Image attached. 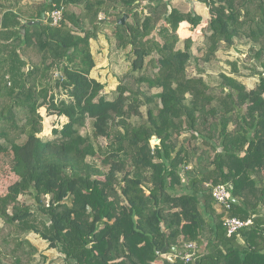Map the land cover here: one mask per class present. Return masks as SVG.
I'll return each instance as SVG.
<instances>
[{"label": "trees", "instance_id": "trees-1", "mask_svg": "<svg viewBox=\"0 0 264 264\" xmlns=\"http://www.w3.org/2000/svg\"><path fill=\"white\" fill-rule=\"evenodd\" d=\"M188 1L210 15L200 56L176 30L202 16L171 0H0V154L11 152L17 177L0 196L1 263L33 264V233L70 264H184L176 250L188 241L199 247L194 264H264V0ZM41 12L46 21L26 24ZM107 17L131 54L112 96L90 76V42ZM242 39L260 59L254 87L224 72L214 85L201 69L188 76L191 60L209 63ZM40 107L66 118L52 139L39 136ZM219 183L231 186L228 210L208 186ZM225 216L252 224L228 236Z\"/></svg>", "mask_w": 264, "mask_h": 264}, {"label": "rangeland", "instance_id": "rangeland-1", "mask_svg": "<svg viewBox=\"0 0 264 264\" xmlns=\"http://www.w3.org/2000/svg\"><path fill=\"white\" fill-rule=\"evenodd\" d=\"M190 2L191 4L189 5ZM172 5L179 7L182 10L193 11L198 13L195 9L194 2L188 0H171ZM32 4V3H31ZM72 8L78 12L79 7ZM205 17V20L201 21V23L191 30L192 38L194 39V43L191 47L193 54L196 56H200L202 51L198 50V46L201 45L203 39V28L206 26L210 15L207 10L200 11ZM199 12V13H200ZM102 14V13H101ZM47 17V14H46ZM128 17H126L127 19ZM48 20V18H47ZM46 21V20H43ZM41 23V22H40ZM166 25L169 27V23ZM170 28V27H169ZM186 31L183 34H187V30H190L187 26L184 28ZM180 33V32H179ZM115 35L113 34L111 18L107 17L106 22L102 24L101 29L97 32V37L92 39L91 44V52L95 57L96 65L91 70L90 76L104 83L105 87L102 92L108 93L110 96V92L115 90L121 78L125 76L126 73L130 70V46L121 49L116 47L115 44ZM182 42L178 43V47H182ZM216 58L213 59L209 63H204L200 60H191L187 65V74L188 76H195L200 73L199 69L202 70L201 75L203 78L209 83L214 85L219 78V74L224 72L227 75L235 77L237 80L241 81L247 89L254 87L258 83V76L253 75L252 72L255 69H261L259 64L260 59H256L251 54V43L242 39L235 41L233 46L230 48H226L224 44H220V47L216 53ZM264 61V56L261 58ZM232 63H236L238 73L233 72ZM29 68V66H28ZM60 75V74H58ZM159 90V89H158ZM153 92L157 91L156 89L152 90ZM112 96V95H111ZM38 112L42 116V131L39 136L44 137L46 139L54 138V134L52 133L53 128H60L61 125L66 121L64 116H57L55 114L49 115L46 111L45 107H40ZM142 117L134 118L135 121L140 122L144 119L145 116V106L141 107ZM84 130L90 132V126L87 122ZM158 137L153 136L150 139V144L153 146L159 143L156 139ZM97 142L101 149H104L106 144L108 143L107 138L99 137ZM102 154L97 155L95 158V163L101 167L100 158ZM11 152H7L4 154H0V196L4 195L7 192V187L12 184L17 177L11 172ZM22 201L25 203H31L32 200L27 196L23 195L20 197ZM3 221L0 218V226ZM30 242L37 247V252L35 255V260L33 264H70L69 261H66L64 255L54 248H49L48 244L45 240L40 238L36 234H29L28 236ZM165 257H169V255H165ZM162 260H159L157 263L160 264ZM0 264H9V263H1Z\"/></svg>", "mask_w": 264, "mask_h": 264}, {"label": "built area", "instance_id": "built-area-1", "mask_svg": "<svg viewBox=\"0 0 264 264\" xmlns=\"http://www.w3.org/2000/svg\"><path fill=\"white\" fill-rule=\"evenodd\" d=\"M47 17L50 24H58L62 19V9H52L47 13ZM208 186L210 187L211 195L218 207L224 210H228L231 207V203L233 200L230 194V184L219 183L216 185L208 184ZM251 224V218L242 220L234 216H225L223 219V225L228 236L235 234L239 235V230L241 228ZM176 256H178L184 264H194L197 257L199 256V247L194 241L184 242L180 245L179 249L176 250Z\"/></svg>", "mask_w": 264, "mask_h": 264}, {"label": "crops", "instance_id": "crops-1", "mask_svg": "<svg viewBox=\"0 0 264 264\" xmlns=\"http://www.w3.org/2000/svg\"><path fill=\"white\" fill-rule=\"evenodd\" d=\"M42 0H23V3H40ZM189 3V5L191 4L190 2H188ZM194 4V6H195V9L198 11V14H203V13H201L200 11H202L203 9L204 10H207L208 11V8L203 4V3H199V2H194L193 3ZM200 12V13H199ZM202 16V20L201 21H203V20H205V17L203 16V15H201ZM99 17H104L103 16V14H100L99 15ZM209 18V17H208ZM181 23H185V26H187L188 28H189V24L188 23H186V22H181ZM180 23V24H181ZM180 24H179V27H178V29L176 30V32L178 33V35L183 39L184 37H187V36H189L192 32H191V30H187V34H181V33H179V30H180ZM169 27H170V24H169Z\"/></svg>", "mask_w": 264, "mask_h": 264}, {"label": "water", "instance_id": "water-1", "mask_svg": "<svg viewBox=\"0 0 264 264\" xmlns=\"http://www.w3.org/2000/svg\"><path fill=\"white\" fill-rule=\"evenodd\" d=\"M127 15L123 14L120 19L118 20V23L122 24L124 22V20L126 19ZM45 19V13L41 12L40 14V18L34 21H28L26 22L27 25H38L40 24V22H42ZM158 140V138H156ZM168 249V245L165 244L164 247L159 251L160 254H164ZM172 250H175L174 248H172Z\"/></svg>", "mask_w": 264, "mask_h": 264}]
</instances>
